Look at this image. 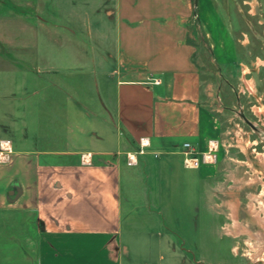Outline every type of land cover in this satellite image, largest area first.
<instances>
[{"label": "crops", "instance_id": "obj_1", "mask_svg": "<svg viewBox=\"0 0 264 264\" xmlns=\"http://www.w3.org/2000/svg\"><path fill=\"white\" fill-rule=\"evenodd\" d=\"M259 7V0H0V144L7 148L0 264H160L149 251L167 245L178 259L170 238L141 240L134 227L124 231L125 218L139 204L163 210L172 195L164 177L142 183L145 170L158 174L166 162L170 171L197 170L190 218L198 220L197 199L217 165L186 164L184 143L201 154L223 137L203 100L205 51L231 79L240 72L264 124V36L252 59ZM247 137L241 150L258 142ZM110 152L111 159L97 158ZM255 154L243 161L251 170L249 162L262 167L264 152ZM251 178L236 180L262 187L248 192L250 200L264 198L262 180Z\"/></svg>", "mask_w": 264, "mask_h": 264}, {"label": "rangeland", "instance_id": "obj_2", "mask_svg": "<svg viewBox=\"0 0 264 264\" xmlns=\"http://www.w3.org/2000/svg\"><path fill=\"white\" fill-rule=\"evenodd\" d=\"M13 1L18 2V0ZM259 1L261 7L252 18V42L254 44L252 59H255L256 55L260 53V46L262 45L260 36H264V0ZM260 16L263 17L260 18ZM242 27L250 31L244 19L242 20ZM203 57L204 61L200 62L205 78L204 89L206 90L203 100L210 108L214 109L220 119L223 137L220 143L212 145L207 151V155H211L207 163L216 164L217 173L214 177L206 180L205 197L202 200L197 199L200 207L198 220L194 221L190 218L192 217L190 215H192L193 201H196V182L192 179L197 170H187L181 167L170 171L165 162L158 174L154 172L153 168L145 170L142 184L145 186L149 177L152 181V178L163 176V179L166 180V189L171 190V197L165 198L163 210L154 206L153 212H149L146 206L139 204L131 217L126 215L124 231L128 232L131 227H134L138 238L141 240L150 239L156 243L161 238L167 240L170 238L173 242V248L178 251V259L169 252L170 247L168 245L163 248L151 246L149 252L160 264H167L172 256H174L172 257V264H180L183 259L186 260V264H264V255L258 259L252 255L255 249L250 246V242H258L259 227L254 221L252 222V216L247 210L250 203L248 192L259 194L262 187L257 184L252 185V187L244 186L240 182H234L236 178L242 180L253 177L250 175L254 171L247 167L243 161H248V159L254 161L257 158L255 152H264V124L252 109L253 105L257 104L256 99L249 97L247 93L242 91L243 82L238 78L240 72H237L235 80L231 79L232 73L229 69L221 67L213 61L209 51H205ZM230 82L236 84V86H232V89ZM260 91H263V88ZM262 101L264 102V98ZM240 109L254 126L246 122L244 116L239 112ZM115 130L119 132L123 142L128 143L126 136L117 126ZM247 136L258 140L250 151L240 149V144H243L242 141ZM129 147L131 150L128 151L135 150L132 145ZM114 154L116 152L98 154L97 158L100 160L111 159ZM72 155L74 156V154ZM78 155L81 157L80 153ZM131 160L128 156L129 164ZM234 177L236 178L234 179ZM130 182L128 172L124 170L122 175L124 192L129 190ZM137 199L143 202L142 196L139 194ZM233 202L237 204L236 219L242 225H249L256 235L251 237L247 232L228 231V227L234 223L231 208ZM123 208L124 213H126L127 203L124 202ZM127 219L131 220L127 221ZM165 224L171 231L165 228ZM161 254L163 258H160Z\"/></svg>", "mask_w": 264, "mask_h": 264}, {"label": "bare ground", "instance_id": "obj_3", "mask_svg": "<svg viewBox=\"0 0 264 264\" xmlns=\"http://www.w3.org/2000/svg\"><path fill=\"white\" fill-rule=\"evenodd\" d=\"M262 111H264V110H262ZM243 147H245V146L243 145ZM245 151H246V149H245ZM261 155L263 156V154H261ZM207 156L210 157L209 154ZM262 161L264 162V157H263ZM263 162H262V167H258V168H256L255 166L252 165L251 162H249V165H251L252 166V169L254 170V176H253V178H251V181H254V180L255 181H261L262 180V179L258 178L259 176L257 175V172L258 171H262L263 172V175H264V170H263L264 169V163ZM262 182H263V184L262 183L261 184L264 185V178H263ZM262 193L264 194V189H263V192ZM251 196L252 197H251V200H250V203H249V207H248L247 210H248L249 214L252 216V219H251L252 222L254 221L255 224L258 225L259 228H258V232H257V234H258L257 235L258 242L257 243L250 242V246L255 249L254 254H252L253 257H255L256 259H258V258H261L264 255V199L261 198V197H259L258 195H255V194H252ZM257 200L259 201V204H257L258 203ZM231 208H232V215L234 217V223H233V225L228 230L229 231H233V232H247L248 235H250L251 237L254 236V235H256L253 232V230L250 228L249 225H247V224L242 225L236 219L237 218L236 217V210H237V204H236V202L234 204H231Z\"/></svg>", "mask_w": 264, "mask_h": 264}, {"label": "built area", "instance_id": "obj_4", "mask_svg": "<svg viewBox=\"0 0 264 264\" xmlns=\"http://www.w3.org/2000/svg\"><path fill=\"white\" fill-rule=\"evenodd\" d=\"M6 145V144H5ZM184 146L186 148L185 150V162L186 164L192 166V167H199L201 165V163H207L209 161L208 158L211 157H208L207 156V152H203L200 154H198V152L192 147L191 143L189 142H185L184 143ZM7 148L0 144V158L3 156V152L6 151ZM216 158V154L214 156V160Z\"/></svg>", "mask_w": 264, "mask_h": 264}, {"label": "flooded vegetation", "instance_id": "obj_5", "mask_svg": "<svg viewBox=\"0 0 264 264\" xmlns=\"http://www.w3.org/2000/svg\"><path fill=\"white\" fill-rule=\"evenodd\" d=\"M243 116H245L242 112H240ZM246 118V122H248V124H250L251 126H253V123L250 119H248L247 117Z\"/></svg>", "mask_w": 264, "mask_h": 264}]
</instances>
